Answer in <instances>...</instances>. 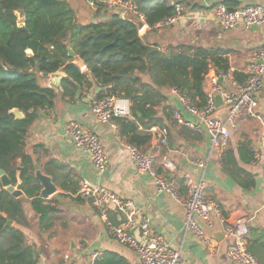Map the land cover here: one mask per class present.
Instances as JSON below:
<instances>
[{
	"label": "crops",
	"instance_id": "0c3cea01",
	"mask_svg": "<svg viewBox=\"0 0 264 264\" xmlns=\"http://www.w3.org/2000/svg\"><path fill=\"white\" fill-rule=\"evenodd\" d=\"M218 3L238 8L264 4V0H182V17L168 26L160 22L153 29L143 19L131 14L128 17L138 21L140 36L150 42H189L223 50L229 71L218 74L215 68L210 69L204 83L208 93L213 87L209 77L213 75L218 77V82L223 76L219 84L228 89L244 82L253 58L264 49V24L250 29H223L215 17L214 7ZM73 63L89 73L87 64L77 53ZM236 72L241 81L236 78ZM44 76L43 84L57 87V97L54 106L41 112L31 126L26 151L33 155L34 164L52 177L57 189L45 198V203L53 207L45 222L33 208L31 199L23 195L26 220L17 221L16 226L23 234L25 248L32 252L33 264H142L133 250L109 235V223L119 225L123 219L118 211L110 208L103 217L91 199L78 195L80 180L84 178L131 200L140 216L149 221L151 230L180 252V264H238L228 256L229 240L217 218L218 224L209 232L212 245L206 246L185 230L186 212L180 202L161 188L149 172L136 170L126 147L129 143L122 137L119 125L100 122L93 115L92 102L104 96L108 86L91 82L90 78L80 83L72 96H65L60 89L66 72L60 70ZM164 93L167 103L156 107L160 122L149 130L140 125L141 131L153 133L151 144L142 150L155 153L157 172L174 180L180 197L187 194L185 174L195 180L203 178L208 195L216 200L226 221L235 224L242 218L247 222L248 248L264 263V88L258 109L262 121L240 116L230 128L231 138L222 152L211 146L203 123L184 108L172 89L165 88ZM217 106L215 114L225 117V105ZM169 108L180 112L184 120L196 123L197 128L179 124L169 116ZM71 121L79 122L100 137L109 159L105 171L100 172L90 157L73 144L66 132ZM153 128L168 129V147L177 167L174 172L163 167L166 148L154 138ZM197 161L206 162L205 167H199ZM130 231L139 234L134 228Z\"/></svg>",
	"mask_w": 264,
	"mask_h": 264
},
{
	"label": "trees",
	"instance_id": "16d2710c",
	"mask_svg": "<svg viewBox=\"0 0 264 264\" xmlns=\"http://www.w3.org/2000/svg\"><path fill=\"white\" fill-rule=\"evenodd\" d=\"M88 1L98 9L92 21L83 22L70 0H0V168L13 184H21L43 222L53 207L40 196L35 159L26 147L31 126L41 112L54 106L57 97V87L41 83L44 74L66 72L60 89L65 96H72L80 83L91 78V82L108 86L104 96L129 98L133 118L114 120L129 144L146 149L153 136L141 131L140 125L149 130L160 122L156 107L167 103L165 88H177L203 109L208 100L204 83L210 69L227 74L230 67L223 50L189 42H150L140 36L138 23L125 18L121 10L106 8L104 0ZM125 1L138 5L152 29L172 16L175 5L182 3ZM20 16L26 18L21 25ZM69 47L85 61L89 73L73 63ZM28 50H32V56ZM239 75L235 73L237 79ZM15 107L25 114L23 120L9 113ZM169 110L174 118L175 111ZM26 197H15L0 178V264L34 263L16 226L17 221L26 220ZM8 220L15 225H7Z\"/></svg>",
	"mask_w": 264,
	"mask_h": 264
},
{
	"label": "built area",
	"instance_id": "2783aa9c",
	"mask_svg": "<svg viewBox=\"0 0 264 264\" xmlns=\"http://www.w3.org/2000/svg\"><path fill=\"white\" fill-rule=\"evenodd\" d=\"M103 2L106 8L121 10L125 18L130 19L128 15L131 14L136 19L144 20V15L140 12L138 5L132 1L104 0ZM91 3L93 4V2ZM214 11L216 20L226 30L237 27L250 29L252 26L264 24V4L245 5L231 9L224 3H218L214 7ZM181 17L182 6L177 3L175 13L161 23L168 26L176 23ZM136 22L138 23V21ZM261 59H264V49L253 58L249 66L248 78L244 82L236 84L232 89L221 86L216 75L210 76L209 80L213 87L207 93V105L203 109L197 108L192 99L177 88H171L184 108L203 123L211 146L220 152L227 148L231 138L230 128L236 125L240 116L262 121L258 111L259 97L264 88V62L260 61ZM216 94H220L223 98V104L226 107L225 117L215 114L218 108L215 101ZM131 104V100L127 97L105 95L92 102L91 111L100 122L112 123L114 126L116 117L132 118ZM174 118L179 124L186 125L191 129L197 128L196 123L184 120L178 111H175ZM151 130L155 133L154 138L158 144L166 148L162 156L163 167L165 170L174 172L177 167L168 147V129L153 128ZM66 132L71 137L73 144L90 157L100 172L107 169L108 155L97 134L86 129L77 121L69 122ZM151 134L153 136L152 132ZM262 146L264 148V133ZM126 147L130 150L136 170L139 173L149 172L155 182L184 207L186 212L185 230L188 233L202 240L206 246H211L209 232L214 230L219 222L221 230L229 240L227 252L232 261L238 264H264L248 248L249 227L247 222L239 218L235 224L228 223L216 200L208 195L203 178L195 180L190 174H185L184 184L187 194L180 197L174 180L157 172L154 152H145L132 144H126ZM196 164L199 167H205L206 162L197 161ZM78 195L91 199L103 217L106 216L110 208L118 211L123 219L119 225L109 223V235L123 246L133 250L139 256L142 264H180V252L174 250L162 235L151 230L149 221L140 216L139 210L131 200L123 198L103 185L94 184L86 178L80 180ZM216 218L218 222H216ZM132 228L139 230V234L131 232Z\"/></svg>",
	"mask_w": 264,
	"mask_h": 264
},
{
	"label": "water",
	"instance_id": "95a60500",
	"mask_svg": "<svg viewBox=\"0 0 264 264\" xmlns=\"http://www.w3.org/2000/svg\"><path fill=\"white\" fill-rule=\"evenodd\" d=\"M141 1H151V0H141ZM231 9H234V7ZM26 20L25 17L21 18V21L24 23ZM114 45H117V38L113 43ZM69 51V55L71 57H75L76 52L72 49V47L68 48ZM27 53L32 56L33 52L32 50H28ZM262 62H264V60H260ZM82 63V61H80ZM223 80V76L220 77L219 82L222 83ZM215 101L217 105H221L223 104V98L221 97L220 94H216L215 95ZM9 113L14 115L16 120H23L25 118V114L17 107L12 108L9 110ZM36 167V172H35V178L39 181V183L42 186V189L40 190V196H42L43 198H47L48 196H50L51 194H53L56 189L57 186L55 185V183L53 182V179L51 176L44 174L39 165L35 164ZM0 178L2 181V185L4 186V188H6L9 192H11L15 197H21L24 195V191L21 188V184H13L12 179L5 173V171L3 169L0 168ZM13 221L12 220H8L7 225H12Z\"/></svg>",
	"mask_w": 264,
	"mask_h": 264
},
{
	"label": "rangeland",
	"instance_id": "374dc122",
	"mask_svg": "<svg viewBox=\"0 0 264 264\" xmlns=\"http://www.w3.org/2000/svg\"><path fill=\"white\" fill-rule=\"evenodd\" d=\"M75 5V8L78 9L80 20L83 22L92 21L94 15L98 8H96L93 4L88 0H70ZM22 16L19 17L18 23L21 25L23 22L21 21ZM41 81V80H40ZM42 83V81H41Z\"/></svg>",
	"mask_w": 264,
	"mask_h": 264
}]
</instances>
